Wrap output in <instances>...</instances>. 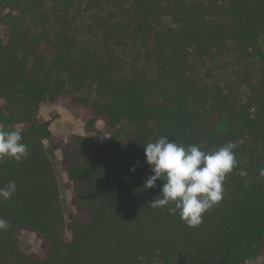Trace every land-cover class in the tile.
<instances>
[{
	"label": "trees",
	"instance_id": "16d2710c",
	"mask_svg": "<svg viewBox=\"0 0 264 264\" xmlns=\"http://www.w3.org/2000/svg\"><path fill=\"white\" fill-rule=\"evenodd\" d=\"M263 38L264 0H0V125L30 153L0 160V187L17 185L0 198V264H264ZM55 104L86 133L60 143L42 113ZM161 136L236 145L197 228L152 206L162 180L143 188V144ZM46 141L75 183L70 225Z\"/></svg>",
	"mask_w": 264,
	"mask_h": 264
},
{
	"label": "clouds",
	"instance_id": "9594fccd",
	"mask_svg": "<svg viewBox=\"0 0 264 264\" xmlns=\"http://www.w3.org/2000/svg\"><path fill=\"white\" fill-rule=\"evenodd\" d=\"M22 141L19 130H8L0 125V160L8 158L20 162L26 159L30 153ZM143 145L145 162L153 173L146 178L143 188H154L158 180L163 181L161 193L151 201L152 206L167 207L170 214L178 212L187 226L199 227L204 214L223 198V182L238 163L233 151L236 145L228 142L207 152L198 145L178 144L168 136ZM240 174L247 175L244 170ZM260 175L264 176V169L260 170ZM16 188L15 181L0 187V198H11ZM7 227L8 221L0 218V229Z\"/></svg>",
	"mask_w": 264,
	"mask_h": 264
},
{
	"label": "rangeland",
	"instance_id": "374dc122",
	"mask_svg": "<svg viewBox=\"0 0 264 264\" xmlns=\"http://www.w3.org/2000/svg\"><path fill=\"white\" fill-rule=\"evenodd\" d=\"M261 45L264 47V38L261 40ZM44 116L51 121V129L56 135L57 140L65 144L74 134H85V123L82 120L81 112L75 108H67L62 105H52L42 109ZM8 130H12L5 127ZM21 126H17L15 130H20ZM99 137L101 141H105L109 137V131L103 121L98 123ZM48 154L54 166L55 172L60 182L62 203L70 225L74 218H79L80 213L74 205V182L68 179L67 174L63 171L61 166V150L53 149L46 141ZM20 243L26 251H36L43 254L41 250V240L37 238L36 234L30 230L20 231Z\"/></svg>",
	"mask_w": 264,
	"mask_h": 264
}]
</instances>
